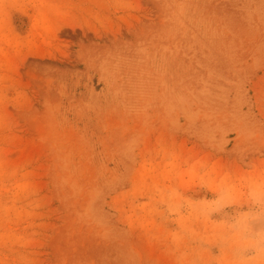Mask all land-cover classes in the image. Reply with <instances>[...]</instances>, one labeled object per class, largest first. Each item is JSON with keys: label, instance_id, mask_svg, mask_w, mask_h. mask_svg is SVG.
<instances>
[{"label": "rangeland", "instance_id": "rangeland-1", "mask_svg": "<svg viewBox=\"0 0 264 264\" xmlns=\"http://www.w3.org/2000/svg\"><path fill=\"white\" fill-rule=\"evenodd\" d=\"M0 264H264V0H0Z\"/></svg>", "mask_w": 264, "mask_h": 264}]
</instances>
